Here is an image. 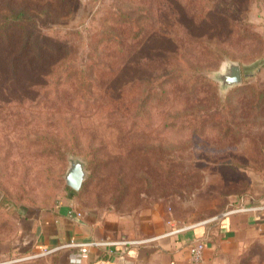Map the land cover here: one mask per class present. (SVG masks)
<instances>
[{
	"label": "rangeland",
	"instance_id": "1",
	"mask_svg": "<svg viewBox=\"0 0 264 264\" xmlns=\"http://www.w3.org/2000/svg\"><path fill=\"white\" fill-rule=\"evenodd\" d=\"M11 12L64 49L0 43V264H64L23 239L38 215L214 224L263 176L264 0H0ZM227 62L242 81L221 92ZM224 264H264V244Z\"/></svg>",
	"mask_w": 264,
	"mask_h": 264
},
{
	"label": "crops",
	"instance_id": "2",
	"mask_svg": "<svg viewBox=\"0 0 264 264\" xmlns=\"http://www.w3.org/2000/svg\"><path fill=\"white\" fill-rule=\"evenodd\" d=\"M234 202L235 209L217 223L211 219L181 228L155 214L103 220L86 213L75 218L63 207L24 220L22 233L24 240L35 244V250L62 251L64 264H72L71 257L78 253L64 247L71 240L108 244L91 248L81 264H190L188 248L197 241L205 246L199 264H224L248 245L264 244V173L250 184L244 200ZM175 229L179 232L173 233Z\"/></svg>",
	"mask_w": 264,
	"mask_h": 264
},
{
	"label": "trees",
	"instance_id": "3",
	"mask_svg": "<svg viewBox=\"0 0 264 264\" xmlns=\"http://www.w3.org/2000/svg\"><path fill=\"white\" fill-rule=\"evenodd\" d=\"M13 18L10 16L0 18V43L2 41L5 45L11 44L12 42L18 41L16 36L23 35V44L20 50L15 48V52L12 55V59L18 60L19 58H25L29 53L31 56L29 58L30 62L35 59H41L46 51L48 53L59 54L62 53L64 47L56 46L53 44L44 43L42 37L36 33L35 24L31 27L28 26V21L33 20L31 16L25 15L24 13L11 12ZM30 27V28H29ZM30 65V64H28Z\"/></svg>",
	"mask_w": 264,
	"mask_h": 264
},
{
	"label": "water",
	"instance_id": "4",
	"mask_svg": "<svg viewBox=\"0 0 264 264\" xmlns=\"http://www.w3.org/2000/svg\"><path fill=\"white\" fill-rule=\"evenodd\" d=\"M213 79L219 82L221 92L234 88L241 84V67L238 63L227 62L223 64L220 72L213 74ZM85 177L84 163L80 160H70L69 167L64 176L65 184L73 191H78Z\"/></svg>",
	"mask_w": 264,
	"mask_h": 264
},
{
	"label": "built area",
	"instance_id": "5",
	"mask_svg": "<svg viewBox=\"0 0 264 264\" xmlns=\"http://www.w3.org/2000/svg\"><path fill=\"white\" fill-rule=\"evenodd\" d=\"M68 215L75 218L80 217V214H75V212L71 210L68 211ZM177 232H179V230L177 229L173 230V233H177ZM106 245L108 244L98 243V242H75L71 240L64 247L77 250L78 253L71 257L70 262L72 264H81L83 261H85L88 258V253L91 248L106 246ZM204 249H205L204 243L201 241L192 243L189 246L188 254L190 257V264H199L201 262ZM99 264H103V263L100 262Z\"/></svg>",
	"mask_w": 264,
	"mask_h": 264
}]
</instances>
